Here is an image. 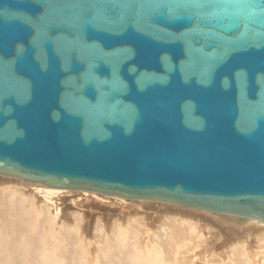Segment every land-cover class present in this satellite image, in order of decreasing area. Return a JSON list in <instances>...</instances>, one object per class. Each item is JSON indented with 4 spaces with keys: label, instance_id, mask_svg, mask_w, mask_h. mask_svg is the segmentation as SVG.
Here are the masks:
<instances>
[{
    "label": "water",
    "instance_id": "1",
    "mask_svg": "<svg viewBox=\"0 0 264 264\" xmlns=\"http://www.w3.org/2000/svg\"><path fill=\"white\" fill-rule=\"evenodd\" d=\"M0 174L264 222V0H0Z\"/></svg>",
    "mask_w": 264,
    "mask_h": 264
},
{
    "label": "bare ground",
    "instance_id": "2",
    "mask_svg": "<svg viewBox=\"0 0 264 264\" xmlns=\"http://www.w3.org/2000/svg\"><path fill=\"white\" fill-rule=\"evenodd\" d=\"M0 264H264V222L0 174Z\"/></svg>",
    "mask_w": 264,
    "mask_h": 264
},
{
    "label": "rangeland",
    "instance_id": "3",
    "mask_svg": "<svg viewBox=\"0 0 264 264\" xmlns=\"http://www.w3.org/2000/svg\"><path fill=\"white\" fill-rule=\"evenodd\" d=\"M60 202H61V201H60ZM62 206H65V203H64V204H62ZM149 211H151V210H149ZM149 213H150V212H149ZM142 215H143V217H145V218H146V217H148V215H149V214H147V213H143ZM70 221H72V220H70ZM202 222H204V221H202ZM205 224H207V226H210V225H212L211 223H206V222H205ZM155 228H156V227H155Z\"/></svg>",
    "mask_w": 264,
    "mask_h": 264
}]
</instances>
